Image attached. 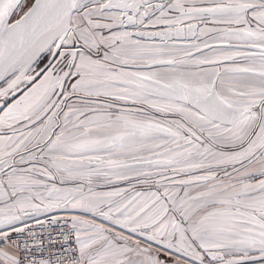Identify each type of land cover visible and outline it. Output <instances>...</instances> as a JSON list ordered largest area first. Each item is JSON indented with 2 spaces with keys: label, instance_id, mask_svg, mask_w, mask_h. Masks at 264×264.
I'll use <instances>...</instances> for the list:
<instances>
[{
  "label": "snow or ice",
  "instance_id": "1",
  "mask_svg": "<svg viewBox=\"0 0 264 264\" xmlns=\"http://www.w3.org/2000/svg\"><path fill=\"white\" fill-rule=\"evenodd\" d=\"M0 264H264V0H0Z\"/></svg>",
  "mask_w": 264,
  "mask_h": 264
}]
</instances>
